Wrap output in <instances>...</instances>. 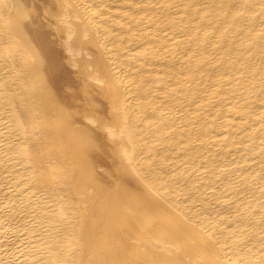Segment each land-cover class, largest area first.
<instances>
[{"label":"bare ground","instance_id":"6f19581e","mask_svg":"<svg viewBox=\"0 0 264 264\" xmlns=\"http://www.w3.org/2000/svg\"><path fill=\"white\" fill-rule=\"evenodd\" d=\"M0 264H264V0H0Z\"/></svg>","mask_w":264,"mask_h":264}]
</instances>
